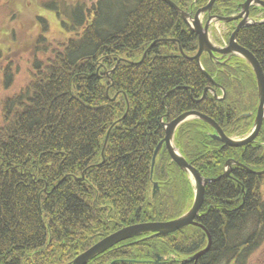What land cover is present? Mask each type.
<instances>
[{
	"label": "trees",
	"instance_id": "trees-1",
	"mask_svg": "<svg viewBox=\"0 0 264 264\" xmlns=\"http://www.w3.org/2000/svg\"><path fill=\"white\" fill-rule=\"evenodd\" d=\"M64 1L71 15H58L68 37L53 47L38 42L46 54L34 55L28 81L0 100V264H65L123 225L177 217L190 207L193 185L164 144L150 172L163 123L195 109L227 135H241L252 124L244 101H258L248 65L238 84L228 64L217 72L207 57L201 64L225 96L193 100L213 84L184 56L195 53L196 33L165 0ZM171 1L194 12L207 0ZM238 1L215 0L212 11L228 12ZM237 37L264 74V22L240 28ZM1 71L9 87L12 72ZM213 131L193 118L173 137L187 162L215 178L205 183L195 218L210 234L209 249L189 260L207 243L205 231L189 224L125 239L86 264H247L264 242V173L253 172L264 168V144L222 145ZM228 158L241 165L221 176Z\"/></svg>",
	"mask_w": 264,
	"mask_h": 264
},
{
	"label": "water",
	"instance_id": "water-1",
	"mask_svg": "<svg viewBox=\"0 0 264 264\" xmlns=\"http://www.w3.org/2000/svg\"><path fill=\"white\" fill-rule=\"evenodd\" d=\"M165 1L175 9L178 16L181 17L187 24H189V28L193 32L196 33L198 48H197L196 53L190 56V58H194L197 61L201 71L208 77V79L212 82L213 85H216V84L213 81L212 76H210L203 69L200 63L199 57L203 51L207 52L210 56H213V52H219L221 55H227V58L232 53H236L242 56L243 58H245L246 61L250 64L253 70L254 76H255L257 94H258L257 110H256V114L253 120V126L250 129V132H248L245 136L241 138H234L231 136H227L223 132L221 127L218 125V123L212 117L204 113H201L195 109L186 110L178 114L174 118H172L170 121L164 122L163 123L164 136L157 142L153 150V154L151 158V165H150V172H152L153 170L155 157L158 151L160 150L161 146L164 144L171 159L178 165V167L181 170L185 171L188 174L191 184L193 185V199H192L190 207L186 211L178 215L177 217L169 219V220L140 221V222L123 225L119 227L118 229L102 236L100 239H98L96 242H94L92 245H90L85 250L75 255L71 260H69L65 264H86L87 261L90 260L95 255L103 252L104 250L111 247L112 245L120 241H123L125 239L131 238L133 236H137L140 234H144V233H148L147 235H145V237H150V236H154V235L161 234V233H169V232H173L177 230L178 228H181L189 224H193V225L201 227L207 235L206 245L202 249L196 251L189 257V260L197 259L200 255H202L209 249V246L211 243V237L207 229L202 224H200L199 222L195 220V217L198 214V211L203 201L205 183L211 180H214L215 178L203 177L195 167H193L189 162H187V160L181 155L178 149L174 146V142H173L174 131L181 123L189 119L198 118L200 120H203L204 122H206L212 127L214 131L213 133L210 134L211 137L217 140H220L224 144H227L230 146H241L251 141L255 137L256 133L258 132L259 126L261 124L262 118L264 117V74H263L262 67L259 64L257 58L253 55V53H251V51L240 46L235 41V35L237 34L238 29L241 26L248 24L245 22L247 15H248V6L252 3H255L256 5L264 9V1L263 0H245L241 4L242 13H244V17H242V19L239 21L234 31L229 36L228 45L225 47L215 46L208 39L207 27H208V20L210 16H208V19L205 21L204 25H202L200 21L201 13L205 11H209L214 0H208L207 3L203 7L198 8L194 12V15L192 16L189 13L180 9L173 1L171 0H165ZM242 13L234 17L227 16V17H218V18L221 20L223 19L230 20V19L239 17L240 15H242ZM262 21H264V18L257 22H262ZM249 22H253V21H249ZM159 39H163V38L154 39L153 41L149 43L147 48L142 53L141 58L137 62H141L143 60L147 49H149ZM179 50L181 53H183L181 47H179ZM209 89L212 91L213 95L217 97V94L215 93V90L212 87L211 88L204 87L200 98H202L205 92ZM172 90H174V88H172L171 91ZM124 115H125V112L122 115V117ZM108 132L109 130H107V133L105 135L104 144H105ZM103 148L104 146L102 147V150H101L102 161H103ZM233 162L238 163L234 160H229V159L225 161L224 171L221 176H227L229 174L230 165ZM255 172L261 173V172H264V169L260 171H255ZM81 178L82 177H80L79 179ZM156 188H157V183L154 182L152 192H154ZM153 256L156 257V260L159 258V255L156 253H154Z\"/></svg>",
	"mask_w": 264,
	"mask_h": 264
},
{
	"label": "rangeland",
	"instance_id": "rangeland-1",
	"mask_svg": "<svg viewBox=\"0 0 264 264\" xmlns=\"http://www.w3.org/2000/svg\"><path fill=\"white\" fill-rule=\"evenodd\" d=\"M67 2L0 0V71L8 66L12 72L9 87L3 83L10 78L4 79L3 71L0 72V100L28 81L33 56L46 54L38 47V42L44 41L53 47L68 37L69 32L61 23L62 16L58 15H71V6L67 8ZM40 18L45 22H41ZM247 264H264V242L252 252Z\"/></svg>",
	"mask_w": 264,
	"mask_h": 264
},
{
	"label": "flooded vegetation",
	"instance_id": "flooded-vegetation-1",
	"mask_svg": "<svg viewBox=\"0 0 264 264\" xmlns=\"http://www.w3.org/2000/svg\"><path fill=\"white\" fill-rule=\"evenodd\" d=\"M208 1V0H207ZM206 1V3H207ZM215 1V0H214ZM214 1L211 5V8L209 11H205L203 13H201L200 15V21H201V24L204 25L205 24V21L208 19V16H210L209 20H208V27H207V35H208V39L209 41L215 45V46H218V47H225L228 45V39H229V36L231 35V33L234 31V29L236 28L237 24L239 23V21L242 19V17H244V13H242V6L241 4L245 1V0H239L238 2L235 3V6L229 10L228 12H226L224 9H223V6H221L219 9H217V11H212V8H213V4H214ZM264 1V0H263ZM205 3V4H206ZM204 4V5H205ZM204 5H201L200 7H203ZM198 7V8H200ZM219 7V6H218ZM217 7V8H218ZM255 7H260L258 5H256L255 3H252L248 6V15H247V18L245 20L246 23L248 24H245L243 26H241L240 28L244 27V26H247V25H251V24H255V23H261V22H257V21H260L264 18V9L263 10H256ZM197 8V9H198ZM196 9V10H197ZM195 10V11H196ZM255 10V11H253ZM194 11V12H195ZM186 12V11H185ZM194 12H187L189 13L191 16L194 15ZM240 13H242V15H240L239 17L237 18H233V19H230V20H221L219 19L218 17H234V16H237L239 15ZM249 21H253V22H249ZM264 22V21H262ZM188 27H189V24H187ZM239 28V29H240ZM238 29V31H239ZM238 31H237V34L235 35V41L237 42V44H239L240 46L244 47L243 45H241L239 42H238ZM197 37V35H196ZM197 48H198V45H197ZM245 48V47H244ZM247 49V48H246ZM197 51V49H196ZM195 51V53H196ZM194 53V54H195ZM252 53V52H251ZM192 54V55H194ZM192 55H187L184 53V56L186 57H189L192 56ZM209 58L214 64H215V67L217 69V72H220V70H224L225 72H227V67L229 65V74L232 75L233 80H236L238 81V84L240 82L243 81V77L246 78V66L245 65H248L250 68V64L246 61L245 58H243L242 56L236 54V53H232L228 58H227V55H221L219 52H213V56H210L207 52L203 51L201 54H200V63L201 61H204L205 59ZM194 59V58H192ZM229 60H232L234 61L235 63L232 64V63H227ZM196 61V60H195ZM197 62V61H196ZM198 64V63H197ZM224 64H228V65H224ZM199 66V65H198ZM202 66V64H201ZM203 67V66H202ZM204 69V68H203ZM252 69V68H251ZM205 70V69H204ZM253 71V70H252ZM208 73V72H207ZM241 74H243L241 76ZM255 77V76H254ZM213 79V78H212ZM213 81L215 82L216 84V87L221 90V93L218 95L217 94V97L213 95L212 91L209 89L207 90L206 92H210L212 93V95L218 99V100H221L224 98L225 96V90H224V87L217 83L214 79ZM247 81V80H246ZM211 82V81H210ZM212 83V82H211ZM255 84H256V80H255ZM245 85H246V82H245ZM206 87H212L214 90H215V87L214 85L210 86V85H206ZM241 87L244 88L243 86L241 85H236V89L240 92L241 91ZM257 88V87H256ZM203 92V91H202ZM205 92V94H206ZM204 94V95H205ZM191 95V94H190ZM232 95L234 96V98L237 96V93H232ZM246 95V94H245ZM247 96V95H246ZM199 98H193L194 101H198ZM201 99V98H200ZM242 99V98H241ZM240 99V100H241ZM257 99H258V94H257ZM257 103L258 101H255L253 102L252 100H245L244 101V107L245 109L242 111V114L245 115V116H251V120H252V124L249 128V130L243 132L241 135L240 134H232V135H227L224 131V133L227 135V136H231V137H234V138H241L243 136H245L248 132H250V129L252 128L253 126V120H254V117H255V114H256V110H257ZM186 111V110H185ZM184 112V111H182ZM181 112V113H182ZM166 116H167V112L165 113ZM180 114V113H179ZM177 116V115H176ZM170 121V120H169ZM264 123V117L262 118V121H261V124L259 126V129H258V132L256 133L255 137L247 142V143H252L253 141L255 142H261L264 144V139L260 140L259 139V131L261 130L262 128V125ZM221 127V126H220ZM222 129V128H221ZM223 130V129H222ZM211 134V133H210ZM222 142V141H221ZM246 144V143H245ZM222 145H227V144H224L222 142ZM175 146V145H174ZM230 146V145H229ZM176 147V146H175ZM177 148V147H176ZM178 149V148H177ZM229 160H234L236 162H238L236 159L234 158H228ZM225 163V162H224ZM239 163V162H238ZM231 163V165L235 164V165H241V163ZM231 165H230V170H231ZM224 167V165H223ZM229 170V172H230ZM224 171V170H223ZM197 216V215H196ZM196 218V217H195Z\"/></svg>",
	"mask_w": 264,
	"mask_h": 264
}]
</instances>
